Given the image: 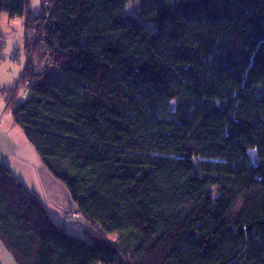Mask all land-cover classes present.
Here are the masks:
<instances>
[{"label":"trees","instance_id":"16d2710c","mask_svg":"<svg viewBox=\"0 0 264 264\" xmlns=\"http://www.w3.org/2000/svg\"><path fill=\"white\" fill-rule=\"evenodd\" d=\"M30 2L0 0L27 36L7 110L84 239L0 162L15 263L264 264V0Z\"/></svg>","mask_w":264,"mask_h":264},{"label":"crops","instance_id":"0c3cea01","mask_svg":"<svg viewBox=\"0 0 264 264\" xmlns=\"http://www.w3.org/2000/svg\"><path fill=\"white\" fill-rule=\"evenodd\" d=\"M17 22L18 26L23 29L22 21L18 19ZM4 64L0 63L1 71L5 68ZM9 69L12 72V68L9 67ZM5 112H8L7 105L5 108L3 103H0V116L4 117L3 113ZM1 124L0 119V126ZM0 134V147L5 149L8 153L7 155H0V162L4 163L10 169L13 176L20 181L27 190L35 193L45 207L52 222L63 227L66 231L68 224L65 223V221H79V219L72 220L66 218V214L77 212L75 204L72 202L67 189L63 185H59V182V184H57V180L54 179L42 165L36 151L34 150L33 152L29 148L32 146L26 141L25 137L18 134L15 130L7 132L3 129ZM11 138H14L21 148H24V151L28 153V157L19 153L18 146L15 145V141L11 140ZM6 142L13 145L11 149L6 146ZM25 143H27L29 147L26 146ZM32 149L34 148L32 147ZM0 256V264H16L1 240Z\"/></svg>","mask_w":264,"mask_h":264},{"label":"rangeland","instance_id":"374dc122","mask_svg":"<svg viewBox=\"0 0 264 264\" xmlns=\"http://www.w3.org/2000/svg\"><path fill=\"white\" fill-rule=\"evenodd\" d=\"M43 0H31L30 8L34 15H41V2ZM126 11L128 14L133 15L135 18H139L140 15V0H126ZM18 19L14 21H10L6 14H3L0 19V33L3 34L5 39V45L2 51V58L0 59V63L4 64L5 68L1 71L0 70V91H5L6 93L1 96L0 95V103H3L4 107L6 108V100H7V93L14 91L15 86L17 85L20 75L22 73L23 67L26 63V54H25V41L26 37L23 33L21 27L18 26ZM3 66V65H2ZM9 67L12 68V72L10 71ZM27 95L25 91L19 87L16 92L15 103H21L25 101ZM3 116H0L1 119V126L0 132L6 130L7 132L11 130H15L18 134L21 133L20 129L16 127L13 122L11 111L3 113ZM1 135V134H0ZM23 138V137H22ZM11 140L15 141V145L19 148V153L21 155H25L28 157V153L24 151V148L18 144V142L11 138ZM24 140V139H22ZM26 146L27 143H25ZM6 146L11 149L12 144L6 142ZM29 147V146H28ZM33 152L34 149L29 147ZM5 149L0 147V155H7ZM57 184L58 181H56ZM59 185H62L61 183ZM80 221H65L68 224V228L66 229V233L70 236H74L80 239H84V234L82 232V227L78 224ZM1 257V256H0ZM97 264V263H94Z\"/></svg>","mask_w":264,"mask_h":264},{"label":"built area","instance_id":"2783aa9c","mask_svg":"<svg viewBox=\"0 0 264 264\" xmlns=\"http://www.w3.org/2000/svg\"><path fill=\"white\" fill-rule=\"evenodd\" d=\"M44 6H46V3H44ZM80 217L79 213H70V214H66V218L67 219H72V220H78Z\"/></svg>","mask_w":264,"mask_h":264},{"label":"water","instance_id":"95a60500","mask_svg":"<svg viewBox=\"0 0 264 264\" xmlns=\"http://www.w3.org/2000/svg\"><path fill=\"white\" fill-rule=\"evenodd\" d=\"M171 110L173 111V109L171 108Z\"/></svg>","mask_w":264,"mask_h":264},{"label":"clouds","instance_id":"9594fccd","mask_svg":"<svg viewBox=\"0 0 264 264\" xmlns=\"http://www.w3.org/2000/svg\"><path fill=\"white\" fill-rule=\"evenodd\" d=\"M78 213V212H77Z\"/></svg>","mask_w":264,"mask_h":264}]
</instances>
